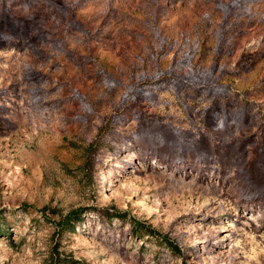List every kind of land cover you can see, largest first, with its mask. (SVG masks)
I'll return each instance as SVG.
<instances>
[{
  "label": "rangeland",
  "instance_id": "374dc122",
  "mask_svg": "<svg viewBox=\"0 0 264 264\" xmlns=\"http://www.w3.org/2000/svg\"><path fill=\"white\" fill-rule=\"evenodd\" d=\"M0 264H264V0H0Z\"/></svg>",
  "mask_w": 264,
  "mask_h": 264
}]
</instances>
